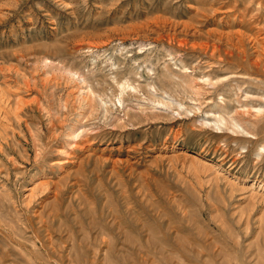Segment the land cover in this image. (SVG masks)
Returning <instances> with one entry per match:
<instances>
[{
	"label": "rangeland",
	"instance_id": "rangeland-1",
	"mask_svg": "<svg viewBox=\"0 0 264 264\" xmlns=\"http://www.w3.org/2000/svg\"><path fill=\"white\" fill-rule=\"evenodd\" d=\"M254 39L264 0H0V264H264Z\"/></svg>",
	"mask_w": 264,
	"mask_h": 264
},
{
	"label": "bare ground",
	"instance_id": "bare-ground-1",
	"mask_svg": "<svg viewBox=\"0 0 264 264\" xmlns=\"http://www.w3.org/2000/svg\"><path fill=\"white\" fill-rule=\"evenodd\" d=\"M238 39L239 40H238L237 44H241L242 43V38H238ZM263 40L260 41L258 39H254V41H255V47H256L255 49H256V52H257V54H256L257 55V59L255 61V64L257 66L260 65V64L264 65V63L262 62V61H264V41Z\"/></svg>",
	"mask_w": 264,
	"mask_h": 264
}]
</instances>
